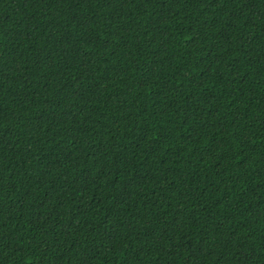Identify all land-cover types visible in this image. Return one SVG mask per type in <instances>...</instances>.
I'll return each instance as SVG.
<instances>
[{
	"label": "trees",
	"instance_id": "trees-1",
	"mask_svg": "<svg viewBox=\"0 0 264 264\" xmlns=\"http://www.w3.org/2000/svg\"><path fill=\"white\" fill-rule=\"evenodd\" d=\"M0 264H264V0H0Z\"/></svg>",
	"mask_w": 264,
	"mask_h": 264
}]
</instances>
